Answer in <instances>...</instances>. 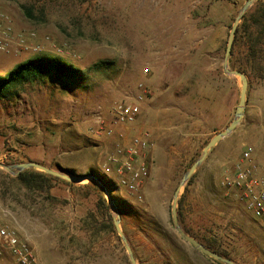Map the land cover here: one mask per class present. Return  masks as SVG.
<instances>
[{
  "label": "rangeland",
  "instance_id": "rangeland-1",
  "mask_svg": "<svg viewBox=\"0 0 264 264\" xmlns=\"http://www.w3.org/2000/svg\"><path fill=\"white\" fill-rule=\"evenodd\" d=\"M245 1L0 0V18L13 40L8 51L0 50V76L41 54L60 57L83 72L73 80L51 75L29 82L0 100V162L38 161L81 176L95 171L110 181L126 207L121 226L138 264H223L179 235L172 202L184 173L234 118L242 81L225 72L224 59ZM21 39L38 49L17 47ZM241 50L249 80L245 116L183 187L178 208L181 200L182 226L191 236L238 264H262L264 223L247 210L239 191L225 184L239 165H255L264 176V39L255 59ZM147 66L150 73L144 74ZM140 83L149 90L145 110L135 124L121 128L125 136L148 130L153 137L159 124L147 114L148 104L179 108L182 125L179 132L164 128L167 135L153 140L141 198L104 171L117 137L98 130L93 116L98 106L107 115ZM248 147L252 159L244 162ZM15 177L0 169V225L20 226L39 264H132L116 229L102 228L109 219L97 205L93 180L58 182L39 191L21 186ZM3 208L16 219L5 216ZM7 257L0 264H16Z\"/></svg>",
  "mask_w": 264,
  "mask_h": 264
},
{
  "label": "built area",
  "instance_id": "built-area-1",
  "mask_svg": "<svg viewBox=\"0 0 264 264\" xmlns=\"http://www.w3.org/2000/svg\"><path fill=\"white\" fill-rule=\"evenodd\" d=\"M16 46L22 49H38L28 46L23 39L16 42ZM10 47H13L11 28L0 18V50L8 51ZM58 51L62 52L60 49ZM143 73H150V67L144 68ZM148 95L149 90L140 83L136 92L127 94L108 108L109 117L101 106L93 112L94 125L98 130L108 136L117 137L114 150L108 152L104 158V171L118 187L139 194V198L142 197V189L150 173L148 151L153 145V139L148 130H141L128 139L121 128L138 121ZM251 159L252 148L248 147L243 152L242 160L250 162ZM225 184L238 190L247 210L264 223V176L256 173V166H237L234 175L225 178ZM3 213L10 220L16 219L14 213L7 208H3ZM21 229L11 221L0 225V259L11 256L16 264H39L35 247L29 236L25 233L23 235Z\"/></svg>",
  "mask_w": 264,
  "mask_h": 264
},
{
  "label": "trees",
  "instance_id": "trees-1",
  "mask_svg": "<svg viewBox=\"0 0 264 264\" xmlns=\"http://www.w3.org/2000/svg\"><path fill=\"white\" fill-rule=\"evenodd\" d=\"M263 39L264 0H258L255 5L246 13L236 32L234 45L229 60L231 68L247 73V62L245 60L243 61L241 58V49H246V52H248V54L253 56V59H255L258 55ZM51 75H55L58 78H63L66 80H73L80 78L83 75V72L75 65L65 61L60 57L46 54L34 56L17 64L7 75L0 76V100L8 95L17 94L18 91L29 82L43 80ZM62 170L70 174H75L74 171L70 169ZM197 173L198 172H196L189 180V184L193 182ZM90 174L98 176L105 183L108 189L113 193L121 213H126V207L124 206L123 202L114 194L116 186H114V184H112L110 181H107L103 176L95 171H91ZM15 178L18 180L21 186L30 190L48 191L58 182L74 185V182H70L63 178L47 174L36 169L25 170ZM91 183L99 194L97 205L99 208H103L106 211L109 219V223L104 224L102 228H110L114 230L115 227L110 214L111 206L109 205L100 187L93 181ZM180 206L181 200H179L178 215L182 224ZM185 230L187 233H189L187 229ZM204 245L213 251L226 256L224 252L216 249L215 247L207 243H204Z\"/></svg>",
  "mask_w": 264,
  "mask_h": 264
},
{
  "label": "water",
  "instance_id": "water-1",
  "mask_svg": "<svg viewBox=\"0 0 264 264\" xmlns=\"http://www.w3.org/2000/svg\"><path fill=\"white\" fill-rule=\"evenodd\" d=\"M258 0H246L239 10L235 21L231 27L230 33H229V38L226 46V52H225V59H224V70L226 73L230 75H235L239 77L242 81V88L240 92V101L237 105L235 115L233 120L230 122V124L222 131L216 133L211 140L207 143V145L204 147L202 153L200 156L194 161V163L190 166V168L184 173L176 191L174 194L173 202H172V219L174 226L179 233V235L192 244L195 248L200 250L202 253L205 255L222 262L223 264H238L231 258L225 257L222 254L213 251L212 249L208 248L205 246L201 241L196 239L195 237L191 236L189 233L186 232L184 227L182 226L180 220H179V215H178V198L180 195L181 190L183 187L189 182V180L192 178V176L197 172V170L201 167V165L205 162L207 159L208 155L210 152L213 150V148L218 145V143L231 134L237 126L241 123L242 119L245 116L246 112V105H247V92H248V87H249V80L247 78L246 73L238 70L231 68L230 66V55L233 49L234 45V40L236 36V32L238 30V27L240 23L242 22L244 16L246 13L252 8L255 3ZM0 169H3L7 171L8 173L12 175H19L21 172L28 170V169H36L39 171H42L44 173L57 176L60 178H63L65 180H68L70 182H77L81 181L84 178H90L93 180L102 190L104 193L109 205L111 206V209L113 211L112 216H113V223L115 226V229L117 233L119 234L121 240L123 241L126 250L128 252L129 258L131 260L132 264H138L137 259L135 257L134 251L132 249V246L129 242V239L127 235L124 233L122 226H121V211L119 208V205L117 201L115 200L113 193L108 189V187L105 185V183L96 175L93 174H88L87 176H81L77 174H70V173H65L63 170H56L53 169L45 164H42L41 162L38 161H27V162H21V163H16V164H6L3 162H0Z\"/></svg>",
  "mask_w": 264,
  "mask_h": 264
},
{
  "label": "crops",
  "instance_id": "crops-1",
  "mask_svg": "<svg viewBox=\"0 0 264 264\" xmlns=\"http://www.w3.org/2000/svg\"><path fill=\"white\" fill-rule=\"evenodd\" d=\"M145 105H143L142 107V113L145 110ZM146 112L147 114L153 116L154 118H156V120L158 119V123L159 125L156 126V132H153V140H161L163 139L164 135H167L168 132H166V129L170 128L172 129L171 132H176V131H180L182 128V125L180 124V122L178 121V114L181 112L179 108H176L174 106H159L156 104H148L146 105ZM140 115V116H141ZM140 118V117H139ZM139 120V119H138ZM160 121V122H159ZM263 256H261L262 258ZM7 258H12L11 256H8ZM262 264H264V259H262Z\"/></svg>",
  "mask_w": 264,
  "mask_h": 264
}]
</instances>
